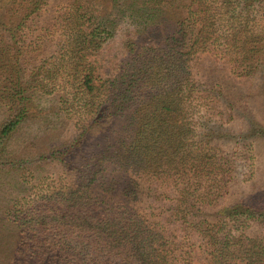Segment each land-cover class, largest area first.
Returning <instances> with one entry per match:
<instances>
[{
    "label": "trees",
    "instance_id": "16d2710c",
    "mask_svg": "<svg viewBox=\"0 0 264 264\" xmlns=\"http://www.w3.org/2000/svg\"><path fill=\"white\" fill-rule=\"evenodd\" d=\"M119 29L128 58L101 74L94 55ZM259 52L264 0L0 3L10 111L0 154L38 90L75 117L73 136L46 157L62 174L14 213L39 228L20 230L17 257L4 261L264 264L263 238L247 232L264 224V207L222 201L249 176V149L243 137L235 150L217 143L229 114L250 115L240 81Z\"/></svg>",
    "mask_w": 264,
    "mask_h": 264
},
{
    "label": "rangeland",
    "instance_id": "374dc122",
    "mask_svg": "<svg viewBox=\"0 0 264 264\" xmlns=\"http://www.w3.org/2000/svg\"><path fill=\"white\" fill-rule=\"evenodd\" d=\"M127 35V29H119L97 50L94 57L101 74L115 73L120 63L127 60L128 55L121 46V40ZM257 55V60L256 57L251 60L257 67L254 74L240 81L250 115L234 114L232 118L229 114V120L223 124L227 127L228 137L219 139L217 143L220 149L229 147L235 150L233 141L243 137L242 143L246 145L245 149H249V154H243L247 157L249 176L233 185L232 193L228 192L222 198L223 203L241 200L264 207V53ZM2 85L0 81V122L10 112L7 107L8 89ZM39 91L32 95L31 114L8 138L0 154V264H8L6 260L17 257V243L22 235L20 230L32 233L33 228H39L35 221L18 224L14 213L22 209L21 203L41 194L42 190L49 188L47 186H52V180L62 174V169L58 171L54 161L46 157L50 149L62 146L73 136L72 119L75 117L67 116L63 109L59 110L56 95L49 92L40 94ZM219 116L211 115V119L214 121ZM67 181L63 178L62 183ZM40 182L44 183L42 190L36 187L37 184L41 186ZM247 232L259 233L264 240V224H253Z\"/></svg>",
    "mask_w": 264,
    "mask_h": 264
}]
</instances>
